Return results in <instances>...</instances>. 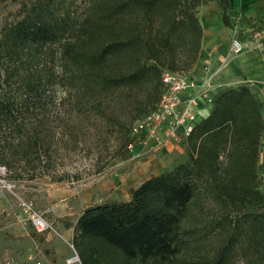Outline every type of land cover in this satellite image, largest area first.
I'll return each mask as SVG.
<instances>
[{"label":"trees","instance_id":"1","mask_svg":"<svg viewBox=\"0 0 264 264\" xmlns=\"http://www.w3.org/2000/svg\"><path fill=\"white\" fill-rule=\"evenodd\" d=\"M210 1L223 26L242 33L246 20L229 0H90L77 25L65 0L21 5L18 18L0 28V167L9 173L20 165L28 180L48 175L39 170V154L49 157V134L34 115L54 84L72 90L77 121L102 117L108 99L125 89L153 84L150 105L156 102L160 72L182 70L199 56L196 8ZM53 46L59 77L39 60ZM263 135L260 104L248 85L212 93L207 114L181 140L182 162L144 179L126 201L79 213L71 236L79 264H229L236 255L244 264H264ZM204 203L216 210L205 221L200 213L211 207ZM215 236L220 243L211 257L178 260L189 244L200 249Z\"/></svg>","mask_w":264,"mask_h":264},{"label":"rangeland","instance_id":"2","mask_svg":"<svg viewBox=\"0 0 264 264\" xmlns=\"http://www.w3.org/2000/svg\"><path fill=\"white\" fill-rule=\"evenodd\" d=\"M29 1L31 0H0V28L15 21L20 14L21 5ZM65 1L69 4L71 21L74 25L81 23L88 12L90 0ZM212 3L217 5L210 1L197 7L196 17L199 10ZM71 36L68 35V39ZM51 49V56L41 57L39 60L40 63L53 65L55 68L59 64L58 48L53 46ZM55 72L56 77L61 75L58 67ZM250 81L255 80L243 81L230 87L247 85ZM252 88H255L254 91L259 89ZM45 96L44 104L35 113L34 119L39 122L37 124L41 133L49 134V157L43 152L39 154V170H46L48 175L28 180L27 172L20 165H14L12 168L16 171L11 170L9 173L0 167V181L13 186L12 192H7L0 184V264H65V260L75 255V252L69 247L71 239L64 237L61 229L70 227L82 211L81 200L90 198L89 203L92 205L126 201L129 190L146 177L169 170L184 160L182 145L181 154L170 153L169 160L159 157L156 168L143 166L145 155L137 147L132 152L125 149L123 140L128 135L131 123L156 103L154 101L150 105L153 84L125 89L118 95L111 96L106 103L108 107L102 109V117L88 114L85 121H77L78 114L69 102L72 90L65 82L62 85L54 84ZM130 171L138 174L137 177L131 179L130 175L133 173L128 176ZM112 174L120 175L126 183L114 196H110L111 189L105 183L110 181L109 176ZM56 179L59 181H54ZM115 179V185L122 181L120 178ZM18 199L30 202L37 212L42 213L53 232L38 235L29 224H19L16 221L19 214ZM204 205L205 209L211 207V211L203 210L200 213L199 218L205 221L214 216L216 210L207 203ZM219 243L220 238L215 236L200 249L189 244L181 250L178 260L195 261L211 257ZM229 264H244V261L236 255Z\"/></svg>","mask_w":264,"mask_h":264},{"label":"crops","instance_id":"3","mask_svg":"<svg viewBox=\"0 0 264 264\" xmlns=\"http://www.w3.org/2000/svg\"><path fill=\"white\" fill-rule=\"evenodd\" d=\"M229 3L231 10L240 14L246 20V25L243 27L242 33L239 31L235 32L223 26L221 23L220 9L218 5L214 3L199 10L197 20L201 30L200 54L190 66L182 70L174 71L187 75L194 79L197 84V88L185 94L182 100L186 97L197 95L203 76L200 61L203 56L207 54L210 58L211 70L214 72V76L211 78V86L214 91L237 85L247 80H264V64L261 63L260 53L250 44H247L242 55L237 57L234 61L228 62L224 67H221L224 55L229 49L233 34H236L241 40L246 42L249 39L250 30H259L261 32V41L264 46V0H229ZM253 89L255 88L251 87V90L259 101L264 124V89L259 88L258 91H254ZM207 111L208 106L204 105L200 100L198 106L194 109L195 120L204 117ZM177 135V140H170L157 150H149V146H145L144 148L139 147V149L143 151L142 154L145 155L146 159L143 166H152L156 168L158 167L159 157L169 160L170 153L175 155L181 154V129H178ZM258 167L259 178L261 180L260 189L264 193V135L259 146ZM131 172L133 173V171H130L128 176ZM137 175L138 174L134 172L130 175V178H136ZM152 175L155 174L152 173ZM128 176L126 174V178H128ZM109 177H111V182L106 181L105 183L108 185V188L111 189L110 196H114L117 190L124 188L126 183L125 180H123L124 178L120 175L112 174ZM115 178H120V180H122L119 182L120 184L115 185L116 182L114 181H117ZM89 199L90 198L81 200L83 207L80 210L92 205V203H89ZM73 223L74 222H72L70 227L61 229L64 237L71 239Z\"/></svg>","mask_w":264,"mask_h":264},{"label":"built area","instance_id":"4","mask_svg":"<svg viewBox=\"0 0 264 264\" xmlns=\"http://www.w3.org/2000/svg\"><path fill=\"white\" fill-rule=\"evenodd\" d=\"M247 44L252 45L259 53L261 63L264 64V46L261 41V32L256 29L250 30L248 41L241 40L236 34L230 42L229 49L222 61L224 67L229 61L243 54ZM203 73L202 82L196 96L182 98L188 92L197 88L196 81L181 72H171L162 70L159 75L160 93L152 109L135 119L128 128L130 142L125 145L128 152H132L136 147L144 148L149 146V150L160 149L170 140H177V131L181 129V140L188 136L192 123L195 121L194 109L199 101L206 106L211 104L212 90L211 78L214 72L211 70L209 55L203 56L200 61ZM251 87L264 89V80L250 81L247 84ZM1 187L12 192L13 186L0 181ZM19 214L17 222L19 224H29L35 234L43 235L53 232V229L42 213L37 212L30 202L18 199ZM56 236H58L56 234ZM59 237V236H58ZM73 250L72 246L69 245ZM74 252V251H73ZM78 262L76 254L65 260V264ZM38 264V263H35Z\"/></svg>","mask_w":264,"mask_h":264}]
</instances>
